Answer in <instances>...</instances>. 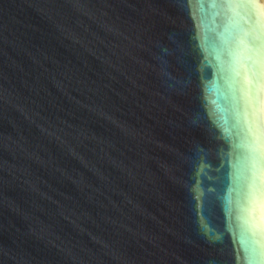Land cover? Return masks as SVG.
<instances>
[{
    "label": "water",
    "instance_id": "water-1",
    "mask_svg": "<svg viewBox=\"0 0 264 264\" xmlns=\"http://www.w3.org/2000/svg\"><path fill=\"white\" fill-rule=\"evenodd\" d=\"M0 264H264V0H0Z\"/></svg>",
    "mask_w": 264,
    "mask_h": 264
}]
</instances>
